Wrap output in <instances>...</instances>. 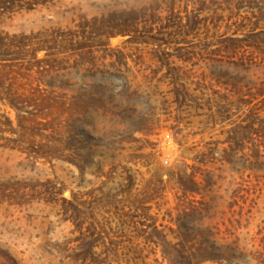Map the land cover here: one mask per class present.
<instances>
[{
  "label": "rangeland",
  "instance_id": "374dc122",
  "mask_svg": "<svg viewBox=\"0 0 264 264\" xmlns=\"http://www.w3.org/2000/svg\"><path fill=\"white\" fill-rule=\"evenodd\" d=\"M0 32V264H72L90 225L137 264H264V0H45Z\"/></svg>",
  "mask_w": 264,
  "mask_h": 264
},
{
  "label": "trees",
  "instance_id": "16d2710c",
  "mask_svg": "<svg viewBox=\"0 0 264 264\" xmlns=\"http://www.w3.org/2000/svg\"><path fill=\"white\" fill-rule=\"evenodd\" d=\"M43 1L45 0H0V8L2 12H9L25 6L32 7ZM261 39V43L264 45V38L261 37ZM11 44L8 41L6 33L0 32V61L6 59ZM256 51L260 53L261 50L258 49ZM5 118H7V122L12 123L10 118L7 116ZM0 130H3L1 125ZM78 226L80 227L81 224H78ZM78 229L80 233L75 238V245L60 250L61 261L69 259L72 264H137V262L130 260L128 257L120 258L118 254L119 249L115 243L109 245L102 240L105 230L97 228L94 225L87 226L86 229ZM232 249L233 247L230 245H215L202 241L198 243L180 241L169 244L168 248L164 246L163 252L170 264H205L209 259L220 261ZM4 253H6L5 250Z\"/></svg>",
  "mask_w": 264,
  "mask_h": 264
},
{
  "label": "built area",
  "instance_id": "2783aa9c",
  "mask_svg": "<svg viewBox=\"0 0 264 264\" xmlns=\"http://www.w3.org/2000/svg\"><path fill=\"white\" fill-rule=\"evenodd\" d=\"M165 161H167V159H165Z\"/></svg>",
  "mask_w": 264,
  "mask_h": 264
}]
</instances>
